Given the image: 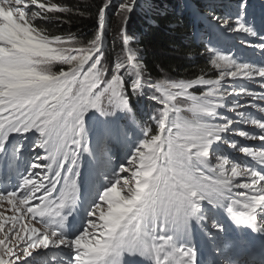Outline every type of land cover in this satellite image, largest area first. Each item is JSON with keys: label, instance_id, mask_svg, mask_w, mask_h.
I'll list each match as a JSON object with an SVG mask.
<instances>
[{"label": "snow or ice", "instance_id": "obj_1", "mask_svg": "<svg viewBox=\"0 0 264 264\" xmlns=\"http://www.w3.org/2000/svg\"><path fill=\"white\" fill-rule=\"evenodd\" d=\"M112 6L102 0L82 41L42 26L72 8L0 0V163L19 176L0 191V264H200L198 238L214 252L231 247L220 236L226 219L264 234V10L249 0L197 5L214 75L154 80L128 34L153 0L116 6L114 61L104 50ZM241 33L252 39L238 47ZM133 98L152 109L138 116ZM29 139L43 155H25ZM118 147L128 156L116 168Z\"/></svg>", "mask_w": 264, "mask_h": 264}, {"label": "trees", "instance_id": "obj_2", "mask_svg": "<svg viewBox=\"0 0 264 264\" xmlns=\"http://www.w3.org/2000/svg\"><path fill=\"white\" fill-rule=\"evenodd\" d=\"M52 2L72 8L74 11L50 13L49 15L63 19L53 21L51 24H42L47 31L57 35L71 32L82 41L92 37L96 31V13L102 0H52ZM120 2L121 0H113V6L107 10L104 50L106 57L113 61L121 55L120 40L116 36L119 23L116 6ZM220 2L228 3L227 0H153L155 8L148 17L140 12L134 13L128 22V34L132 38V46L139 49L138 55L146 67V74H150L154 80L164 77L190 78L199 74L202 69L207 75H214V70L206 64L207 57L203 47L194 42L195 22L200 21V27H206V22L194 13L197 11V5ZM204 14H209L207 9L204 10ZM239 37L236 36L234 40ZM58 67L53 66V70ZM132 102L138 116L149 112L153 107L152 102L146 98L139 101L133 98Z\"/></svg>", "mask_w": 264, "mask_h": 264}, {"label": "rangeland", "instance_id": "obj_3", "mask_svg": "<svg viewBox=\"0 0 264 264\" xmlns=\"http://www.w3.org/2000/svg\"><path fill=\"white\" fill-rule=\"evenodd\" d=\"M257 2V6H261L262 5V2H261V0H257L256 1ZM257 10H259L258 9V7H257ZM244 83H247V82H244ZM257 90V89H256ZM258 91V90H257ZM254 111V110H253ZM30 135V134H29ZM243 141V140H242ZM94 142V141H93ZM244 143H247V144H251V145H257L258 144V142H255V141H244ZM25 145H26V153H28L29 151H30V153L28 154V155H26V156H28V157H30V158H33V159H35L38 155H41L40 153H39V150H33V149H31L30 147H28V143L25 141ZM112 155H114V154H112ZM240 156L242 157V154H240ZM115 156H112V165H113V167H116V168H118L119 166H121V165H125V166H127L126 165V163H120V162H118V163H116L114 160H115V158H114ZM243 158V157H242ZM243 159H247V158H243ZM114 161V162H113ZM36 162L37 163H41V161L40 160H36ZM125 162H126V160H125ZM18 163V162H17ZM20 163V162H19ZM3 165V164H2ZM120 175L121 176H123V177H127V176H129L130 175V173H120ZM5 184V183H4ZM5 185H7V183L5 184ZM59 187V186H58ZM4 189H8V190H11V187H8V186H6V187H4V188H0V191H2V190H4ZM34 203H38V201H35ZM9 213H10V215H11V211L9 210ZM220 236L222 237V240H223V242H229V237H227V235L226 236H224V235H221L220 234ZM227 251H229L230 250V248H227L226 249ZM236 264H243V263H236Z\"/></svg>", "mask_w": 264, "mask_h": 264}, {"label": "bare ground", "instance_id": "obj_4", "mask_svg": "<svg viewBox=\"0 0 264 264\" xmlns=\"http://www.w3.org/2000/svg\"><path fill=\"white\" fill-rule=\"evenodd\" d=\"M226 2V1H225ZM240 37H242V36H240ZM239 37V38H240ZM238 38V39H239ZM27 151H25V155H28L29 153H30V151L28 152V153H26ZM1 167L3 168V169H7L8 168V165L6 164L5 166H2V164H0V169H1ZM21 172V171H20ZM7 175V174H6ZM13 175H15V173H13ZM10 179V177L7 179V180H9ZM5 183V181L4 180H2V179H0V188H4V187H6L7 185H5L4 184ZM4 209H0V211H3ZM5 215L7 216V215H10V213H9V211H7L6 213H5ZM240 227V226H239ZM259 244V248L260 247H262V244H264V240H262L260 243H258ZM257 244V245H258ZM256 245V246H257ZM247 248H248V246H247ZM258 248V249H259ZM263 248H260V250H262ZM201 250V249H200ZM200 252H203L202 250L200 251ZM239 252H238V250L236 251V255L237 256H239V254H238ZM249 264H252V263H249Z\"/></svg>", "mask_w": 264, "mask_h": 264}]
</instances>
